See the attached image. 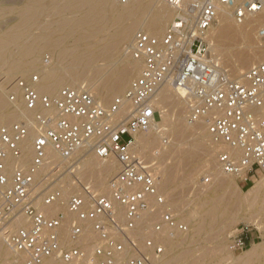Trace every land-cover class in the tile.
<instances>
[{
    "label": "built area",
    "instance_id": "obj_1",
    "mask_svg": "<svg viewBox=\"0 0 264 264\" xmlns=\"http://www.w3.org/2000/svg\"><path fill=\"white\" fill-rule=\"evenodd\" d=\"M164 1L175 10L172 19L160 36L135 34L131 52L140 61L139 73L110 103L83 86L40 94L37 74L16 80L23 106L32 114L0 126V242L23 256L24 264H44L50 257L60 264H151L164 252L161 233L187 231L159 190L154 161L132 149L135 134L160 119L154 100L164 84L184 91L187 122L202 124L218 141L215 159L223 173L248 182L264 170V62L234 77L210 57L207 41L219 6L233 8L240 22L247 14L264 13V0ZM258 33L264 37V25ZM30 128L35 131L30 163L9 164V158H20V143ZM48 148L56 159L48 156ZM83 153L118 164L108 190L99 191L76 175ZM45 163L47 175L36 178ZM69 183L76 188L66 192ZM41 203L64 209L49 214ZM145 213L151 215L148 220ZM18 216L26 224L14 226ZM81 222H90L92 237L79 245L63 242L60 231L75 239L83 233ZM258 234L254 224H236L229 249L245 250Z\"/></svg>",
    "mask_w": 264,
    "mask_h": 264
},
{
    "label": "bare ground",
    "instance_id": "obj_2",
    "mask_svg": "<svg viewBox=\"0 0 264 264\" xmlns=\"http://www.w3.org/2000/svg\"><path fill=\"white\" fill-rule=\"evenodd\" d=\"M51 10L57 18L43 21ZM174 12L164 0H130L126 4L111 0H63V3L60 0H9L7 4L0 1V17L4 13L13 15L9 29L0 27L3 77L0 78V126L32 114L24 108L16 87L18 75L37 74L35 88L40 94L55 95L66 85L83 86L102 103H110L139 73L140 61L134 59L131 52L135 34L145 31L162 35ZM263 25V12L247 14L238 22L233 8L219 6L217 17L207 32L210 57L235 77L252 63L264 62V37L258 33ZM44 51L51 55L47 62L41 59ZM7 89L15 95L14 107H9L7 97L5 99ZM184 96L182 89L164 84L154 100L160 119L154 120L147 130L136 133L132 145L138 154H148V162L156 160L159 190L188 228L185 233H161L159 239L164 243V252L151 264H208L214 259L226 264H264V209L261 206L264 204V177L242 194L236 191V188L241 190L236 176L223 173L216 163L218 141L202 124L187 122L189 102ZM173 130L179 132L172 147L169 145L172 149L167 151L162 140ZM34 135V129L30 128L20 143V158H9V164L26 159L25 165L30 163ZM48 156L57 158L50 148ZM168 158L170 161H166ZM46 167V163L40 166L35 177ZM116 169L118 164L113 159L101 160L92 153H83L76 175L85 183H92L95 189L106 191ZM205 177L210 180L204 182ZM192 180L197 182L194 198L189 196L190 190L184 191L183 187ZM39 208L53 214L63 210L64 205L41 203ZM144 215L147 220L151 216ZM240 220L256 226L260 241L253 242L246 250H228L224 234ZM12 224L19 226L26 222L18 216ZM81 224H84L83 233L75 239L62 229V241L79 245L91 238L90 222ZM206 233L213 246L204 249L198 258L191 257V240H199ZM6 257L15 258L11 264H24L23 256L0 242V258ZM44 264L60 263L50 257Z\"/></svg>",
    "mask_w": 264,
    "mask_h": 264
},
{
    "label": "rangeland",
    "instance_id": "obj_3",
    "mask_svg": "<svg viewBox=\"0 0 264 264\" xmlns=\"http://www.w3.org/2000/svg\"><path fill=\"white\" fill-rule=\"evenodd\" d=\"M2 3H4V4H7V3H9V0H0ZM11 1V0H10ZM60 3H63V0H60ZM59 4V3H58ZM52 12H54V10H51L48 14H46V15H48V16H44L43 17V21H45V22H47L48 20H50L51 19V17H52V19L54 18H57V16L54 14V13H52ZM2 14V13H1ZM6 13H4L3 14V16H1L0 17V27H2V29L3 30H6L7 28L9 29V27L11 26V24L13 23V21H12V17H13V15L12 14H6ZM50 17V18H49ZM48 19V20H47ZM9 26V27H8ZM257 35H258V33H257ZM253 38H255V36H252ZM240 45L242 46V45H244V42H242V43H240ZM41 59H42V61L43 62H47L48 60H50L51 59V55H50V53L49 52H42L41 53ZM226 59V58H225ZM47 60V61H46ZM253 64H255V63H252L251 65H253ZM250 65V66H251ZM249 66V67H250ZM222 68V67H221ZM248 68V67H247ZM246 68V69H247ZM246 69H244V70H246ZM2 76V73H1V71H0V78H2L3 79V77H1ZM21 77V76H23V75H18V77ZM38 76V75H37ZM234 77H235V75H233ZM18 77H17V79H18ZM2 79H0V81L2 80ZM16 79V80H17ZM11 90L10 89H7V92L5 93V99H6V97H7V99L6 100H8L7 102H8V106L9 107H14V100L12 101V100H10V95H14V93L12 92V94H11ZM176 109H174V111H173V113L174 114H176V111H175ZM156 120H159L158 118L156 119ZM176 132V133H175ZM178 132L179 131H176V130H173L171 133H169L168 134V136H167V138H165L166 137V135H164L165 137L163 138L164 140H162L163 142V145L166 147V149H167V151H169V150H171V149H169V145H170V147H172V143H173V141H174V139H176V137H177V135H178ZM199 132V131H198ZM158 141V140H157ZM158 143H159V141H158ZM172 144V145H171ZM147 156V157H146ZM212 156H213V153H212ZM145 157L146 158H148V154L147 153H145ZM170 158H172V156H169ZM170 158H168L166 161H170L169 159ZM27 160V159H26ZM26 160H23L22 162H18V164L19 163H22L23 165H25V161ZM154 162L156 161V160H153ZM150 162H152V161H150ZM163 165V164H162ZM52 167V166H51ZM50 167V168H51ZM77 167H78V165H77ZM48 170H49V166H47L41 173H40V176L39 177H44L45 175H47V173H48ZM182 171V170H181ZM115 173H113L112 174V176L111 177H113L115 174H116V172H117V169H116V171H114ZM197 172V171H196ZM200 175V174H199ZM198 175V176H199ZM78 176V175H77ZM79 177V176H78ZM201 177V176H200ZM200 177L198 178V179H200ZM264 177V170L263 171H257L253 176H251L250 177V179H249V181L247 182V184H244L243 185V181H241V182H239V181H237L238 182V184H239V186L241 187V190H238L237 188H236V191L238 192V193H240V194H242V192H244V191H246V190H248L251 186H253L254 184H256V182L257 181H260L262 178ZM197 178V177H196ZM197 179V180H198ZM90 181H91V179H90ZM192 181H193V183H192ZM192 181H190V183H188V184H186V185H184L183 187L185 188H183L184 189V191H186V188H188V190H190V192H189V196H192L193 198L195 197V195H196V189H197V182L196 183H194L195 182V180H192ZM89 182V181H88ZM193 184V185H192ZM69 185H71V186H67V188H66V192H71V191H73V190H75V186L73 187L72 186V184L70 183ZM187 186V187H186ZM182 189V190H183ZM195 189V190H194ZM178 190V189H177ZM261 206L263 207V209H264V204H261ZM242 222H245V221H242V220H240V221H238L237 223H235L234 225H231L228 229H227V231H226V233L224 234V236H225V246H226V248L229 250V232H231V229L236 225V224H238V223H242ZM207 235H209L208 233H206L205 235H203L202 236V238L201 239H199V240H191V243H190V250H191V257H194V258H198L199 256H200V254L202 253V251L204 250V249H207V247L210 249V247H212L213 246V241L211 240V241H209V239H208V237H207ZM258 235H260V234H258ZM208 239V241H207V239ZM228 238V239H227ZM205 240V241H204ZM68 240H65V242L67 243V244H71V243H69V241L67 242ZM260 241V236L255 240V242L254 243H258ZM254 243H252V244H254ZM251 244V245H252ZM196 246H198V247H196ZM194 247H195V250H194ZM201 247H203L202 249H200ZM248 248H250V247H248ZM248 248H246V249H248ZM193 249V250H192ZM245 249V250H246ZM197 250V251H196ZM222 251H224V248L222 249ZM198 256V257H197ZM14 259L15 258H8V257H6V258H0V264H11L12 263V261H14ZM220 261V262H219ZM186 263V262H185ZM184 262L183 263H181V264H185ZM226 264V262H223V260L221 261V260H217V259H214V260H212L210 263H208V264ZM14 264V263H13ZM202 264H204V263H202Z\"/></svg>",
    "mask_w": 264,
    "mask_h": 264
},
{
    "label": "crops",
    "instance_id": "obj_4",
    "mask_svg": "<svg viewBox=\"0 0 264 264\" xmlns=\"http://www.w3.org/2000/svg\"><path fill=\"white\" fill-rule=\"evenodd\" d=\"M250 180H251V179H250ZM244 184H247V182H244L243 185H244Z\"/></svg>",
    "mask_w": 264,
    "mask_h": 264
}]
</instances>
